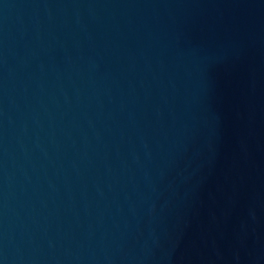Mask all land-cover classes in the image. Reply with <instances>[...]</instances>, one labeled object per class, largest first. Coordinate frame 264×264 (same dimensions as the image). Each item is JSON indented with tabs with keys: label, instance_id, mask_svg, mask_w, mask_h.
<instances>
[{
	"label": "water",
	"instance_id": "water-1",
	"mask_svg": "<svg viewBox=\"0 0 264 264\" xmlns=\"http://www.w3.org/2000/svg\"><path fill=\"white\" fill-rule=\"evenodd\" d=\"M0 264H264V0H0Z\"/></svg>",
	"mask_w": 264,
	"mask_h": 264
}]
</instances>
